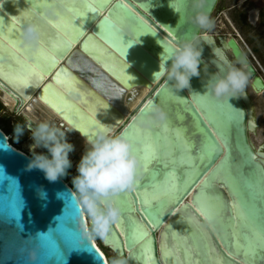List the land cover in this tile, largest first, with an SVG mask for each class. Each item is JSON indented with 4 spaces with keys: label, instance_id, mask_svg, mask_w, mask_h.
Returning a JSON list of instances; mask_svg holds the SVG:
<instances>
[{
    "label": "water",
    "instance_id": "obj_1",
    "mask_svg": "<svg viewBox=\"0 0 264 264\" xmlns=\"http://www.w3.org/2000/svg\"><path fill=\"white\" fill-rule=\"evenodd\" d=\"M221 1L201 0L196 9L193 0H0V86H10L19 108L35 90L33 103L39 97L61 117L50 121L57 127L68 130L66 121L87 139L103 127L132 144L136 181L109 197L120 216L99 237L127 264H264V144L250 137L260 127L256 105L246 89L228 99L203 87L217 65H232L229 50L247 65L255 94L264 93V76L235 30L210 31L192 20L195 11L211 20ZM30 25L38 29L32 41ZM186 39L203 48L201 73L178 91L158 71ZM136 85L149 90L129 110L132 98L123 95ZM109 119L119 123L113 131ZM30 158L0 129V264H41L46 235L62 255L46 264H108L89 234L86 206L64 180L71 172L49 183L26 170ZM13 180L24 207L8 217L2 209ZM41 188L46 199L37 196ZM61 230L77 242H66Z\"/></svg>",
    "mask_w": 264,
    "mask_h": 264
},
{
    "label": "clouds",
    "instance_id": "obj_2",
    "mask_svg": "<svg viewBox=\"0 0 264 264\" xmlns=\"http://www.w3.org/2000/svg\"><path fill=\"white\" fill-rule=\"evenodd\" d=\"M193 5L199 9L201 0H193ZM192 20L202 29L212 27L209 16L203 11H195ZM37 34V27L30 25L26 29L25 38L32 41L37 38ZM202 52V47L197 48L191 40L186 39L179 46H173L169 57L170 66H159L158 74H166L178 91L190 88L191 78L200 76ZM248 82L249 73L245 66L238 67L233 64L225 70L217 65V72L209 76L203 87L206 92L210 89L217 98H239V94L244 93L248 87ZM153 113L159 120L165 118V113L159 108L153 109ZM25 130L29 132L33 142L29 146L31 158L25 166L26 170L41 172L49 183L66 177L68 169L72 166L69 154L74 150L67 140V133L76 129L62 130L50 122L43 121L35 123L34 126L31 122H26L23 126L17 124L13 131L18 139ZM85 143L88 147L76 165L77 174L72 176L71 183L91 216V233L104 238L110 226L120 216V209L109 197L133 187L140 162L128 139L122 135H110L103 127L92 138L86 139ZM41 148L45 151H36ZM37 196L46 199L47 193L41 188L37 191ZM32 258L35 259V256ZM111 264L127 262L122 258H114Z\"/></svg>",
    "mask_w": 264,
    "mask_h": 264
},
{
    "label": "rangeland",
    "instance_id": "obj_3",
    "mask_svg": "<svg viewBox=\"0 0 264 264\" xmlns=\"http://www.w3.org/2000/svg\"><path fill=\"white\" fill-rule=\"evenodd\" d=\"M254 13L257 15L255 21L250 19V15ZM211 22L212 27L210 31L218 30L221 33H233V30H235L238 33L244 51L260 74L264 76V0H222L217 11L211 17ZM250 94L256 105V115L260 126L257 130V134H254L252 138L254 142L259 145V142L262 140L264 141V93L255 94L250 91ZM34 105L36 108L40 109L38 103H34ZM5 107L6 108H3L0 101V127L8 133L13 145L30 154L29 146L26 144H31L33 142L29 134L24 136L20 135L17 139L13 131L15 125L12 124V120L14 119L11 112L12 109L8 106ZM38 151L42 152L45 150L38 149ZM71 170L73 171L71 172L72 176L77 174L74 172V168H71ZM71 178L72 177L69 175L67 180L81 199L80 195L72 186ZM94 237L107 257L115 258L114 253L102 245L99 237L95 235Z\"/></svg>",
    "mask_w": 264,
    "mask_h": 264
},
{
    "label": "bare ground",
    "instance_id": "obj_4",
    "mask_svg": "<svg viewBox=\"0 0 264 264\" xmlns=\"http://www.w3.org/2000/svg\"><path fill=\"white\" fill-rule=\"evenodd\" d=\"M256 16L257 15L255 14V18L252 19L253 21H255ZM215 31L218 32V30H215ZM206 32L208 33V30ZM228 55H229V58H230V60L232 62V65L234 64V65H236L238 67L243 65V66L247 67V65L240 63L239 61H237L233 57V55L231 54V50H229V54ZM46 77L47 76H45V78ZM252 81H253V78L249 77L248 87L246 88V90L248 91V94L250 95L251 98H252V96L250 94V91L255 92L252 89V86H251ZM54 87H56V85ZM24 88H26V87H24ZM57 89L60 92H63V88L62 87H58ZM148 90H149L148 87L144 86V85H141V86H137L136 85V86H131L129 88H125V94L123 95V96H125L124 99H126L128 97V95H130L131 98H132L130 103H128V109L132 110L135 107V105L140 101V99L147 93ZM34 91H27L28 94H26V95L23 94L24 95V99H25V106L23 108H21V109L19 108L20 107V103L18 104L16 98H14L11 95L12 90H11L9 85L7 87L6 86H3V87L0 86V97H1L2 101L4 102V104L6 106L10 107L12 110L16 111L19 114H23L28 119V122L33 123V126L35 125V123H38V122L54 121L55 118H57V117L59 119H61L59 114L52 107H50L49 104H46L42 99L37 97V102L40 105V107L43 109L42 110L43 112H39V109L36 108L34 103H33L34 102L33 101V99H34V96H33ZM256 94H261V93H256ZM98 97H99V99H101V101L102 100L106 101L103 96L102 97L98 96ZM96 98H97V96H96ZM83 99L84 100L86 99L85 101H88V98L85 95H84ZM252 101H253V99H252ZM94 102H95V100H94ZM101 104H106V102L101 103ZM112 108L115 109L113 106H112ZM97 109L98 110L101 109L100 111H102V110L104 111V109L102 107H100V105H97ZM94 111H96V110H94ZM256 119H257V115H256ZM256 121L258 122V120H256ZM110 124H113L111 131H113V129H116V127H118V125H119L118 121H112V120L109 119V121L107 122L106 126H109ZM66 125H67V129L68 130L76 129L74 126H72L71 124H69V123H67L65 121V126ZM77 130L78 129L70 131L71 135L68 134L69 132L67 133L68 134L67 140H68L69 143H71L73 145V149H74L69 154V158H70V160L72 162L71 168H74V172H76V165L78 164L81 156L83 155L84 151L88 147V145L85 143V140L87 138L79 130L78 131ZM254 134L256 135L257 132H251V136H250L253 142H254V140H253L252 136ZM8 140H10V138H8ZM254 144H255L256 147H259L260 145L264 144V141L262 140L261 142H259V145H257L255 142H254ZM26 145L29 146V143H27ZM36 151H38V149H36ZM70 176L72 177V173H70ZM83 211H84V215L86 217V225H87L89 234L91 235L95 245L99 246L98 243H97V240L94 237V235L91 233V227L89 226V222H91V216H90V214H89L87 209L85 210V208H83ZM105 258H106L108 264H111V261L114 259V258H108L107 255H105Z\"/></svg>",
    "mask_w": 264,
    "mask_h": 264
},
{
    "label": "snow or ice",
    "instance_id": "obj_5",
    "mask_svg": "<svg viewBox=\"0 0 264 264\" xmlns=\"http://www.w3.org/2000/svg\"><path fill=\"white\" fill-rule=\"evenodd\" d=\"M31 74L39 75L34 68L30 69ZM24 207V201L21 194L16 186V182L10 181L9 194L3 204V212L8 217H17L21 214ZM75 207V205H73ZM60 236L71 244H75L76 238L72 233H67L63 230L59 232ZM40 247H41V264H46L48 258L55 256L57 260H62V255L60 253L59 247L57 245V240L53 239L52 236L46 235L40 237Z\"/></svg>",
    "mask_w": 264,
    "mask_h": 264
},
{
    "label": "flooded vegetation",
    "instance_id": "obj_6",
    "mask_svg": "<svg viewBox=\"0 0 264 264\" xmlns=\"http://www.w3.org/2000/svg\"><path fill=\"white\" fill-rule=\"evenodd\" d=\"M0 101H1V104H2V106H3V108H6L5 106L6 105H4V103H3V101H2V99H1V97H0ZM12 112V116H13V120H12V124H14L15 126L17 125V124H19V125H21V126H23L26 122H28V120H26L25 119V116L24 115H20L19 116V114L16 112V111H14V110H12L11 111ZM16 117V118H15ZM62 130H64V127L63 128H61ZM29 134V132L27 131V130H25L24 132H23V134H22V136H24V135H28ZM9 142H10V144H12V142H11V140H9ZM13 145V144H12ZM15 146V145H14ZM16 147V146H15ZM21 150V149H20ZM21 151H23V150H21ZM23 152H25V151H23ZM25 153H27V154H29L28 152H25ZM71 170V168H69V170L68 171H70ZM70 172H73L72 170L70 171ZM68 184H70V183H68Z\"/></svg>",
    "mask_w": 264,
    "mask_h": 264
},
{
    "label": "trees",
    "instance_id": "obj_7",
    "mask_svg": "<svg viewBox=\"0 0 264 264\" xmlns=\"http://www.w3.org/2000/svg\"><path fill=\"white\" fill-rule=\"evenodd\" d=\"M0 129L1 130H3L5 133H7L4 129H2L1 127H0ZM7 135H8V133H7ZM12 145V144H11ZM12 146H14V145H12ZM15 147V146H14ZM20 150V149H19ZM65 182L67 183V180H65ZM72 188V187H71ZM73 189V188H72Z\"/></svg>",
    "mask_w": 264,
    "mask_h": 264
}]
</instances>
